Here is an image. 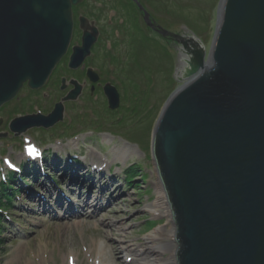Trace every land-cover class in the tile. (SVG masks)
Listing matches in <instances>:
<instances>
[{"label":"water","instance_id":"95a60500","mask_svg":"<svg viewBox=\"0 0 264 264\" xmlns=\"http://www.w3.org/2000/svg\"><path fill=\"white\" fill-rule=\"evenodd\" d=\"M80 2L0 0V108L26 83L32 90L45 86L72 43L73 7ZM145 20L153 28L148 13ZM80 26L72 70L98 36L85 19ZM172 37L185 48L188 68L158 120L152 152L173 214L178 264H264V0H223L209 52ZM88 76L98 81L91 71ZM70 85L75 88L50 114L18 118L11 132L63 122L65 104L82 91L77 82ZM104 92L117 109L116 90L107 85Z\"/></svg>","mask_w":264,"mask_h":264},{"label":"rangeland","instance_id":"374dc122","mask_svg":"<svg viewBox=\"0 0 264 264\" xmlns=\"http://www.w3.org/2000/svg\"><path fill=\"white\" fill-rule=\"evenodd\" d=\"M87 1L91 4L92 20H103V38L108 39L106 33L109 35L110 29H107L106 24L109 19H114L112 7L120 6L125 0ZM222 1L142 2L160 27L185 40L200 41L209 52L216 34ZM99 4L105 7L98 9ZM136 16V28L138 31L142 28V34L135 30L134 24L127 28L128 36L117 37L118 32L113 31L110 45L105 39L99 48L93 50L102 59L87 62L86 68L79 69L86 72L88 67L94 68L104 82V85H100L101 81H98L99 85H96L93 94L92 88L89 89L92 84L88 79L86 81L87 76L85 78L79 70L70 72L63 64L52 74L45 90L33 94L26 85L17 99L0 109V118L3 119L0 125L1 137L17 118L38 111L48 115L51 107L61 102L65 96L63 93L70 89L66 82L67 89L61 91L60 83L64 80L83 83L81 85L85 90L77 106V103L65 104V118L58 126L49 131H28L18 137L21 142L29 134L41 142L44 153L37 162L25 160V142L18 148L12 142L13 137L8 135L7 141L0 138V196L6 198L8 195L17 200L15 207L8 202L4 203L11 210L2 214L5 225L0 232V264H99L103 260L106 264H129L127 260L135 256L128 257L127 252L116 255L113 248L121 243L142 249L145 237L166 223V217L148 212V207L157 200L160 184L152 157V137L167 102L185 84L181 80V73L187 53L172 35L162 36L164 39L152 37L142 18ZM119 41L124 45L118 46ZM107 85L116 90L120 97L118 111L109 112L103 94ZM61 124L64 127H60ZM68 135L73 136L65 138ZM57 141L62 146H58ZM11 149V156L2 157L8 153L7 150L10 153ZM66 163L68 167L71 164L77 169L73 170L77 172L76 181L79 183H90L96 178L97 189L91 193L93 200L101 195L98 191L100 179L104 180L102 186L110 183V179L113 180L103 196V215L98 218L97 215L76 217L58 210L42 209L35 201L31 202L32 199L22 202L27 194L24 191L19 194L15 189L22 187L23 182L30 184L31 179L34 180V189H39L35 182L41 178L42 165L51 170L48 172H54L53 176L50 173V179H46L50 189L67 193L65 185L71 179L64 174L61 182L55 173L60 170L62 174ZM99 163H104L103 170L97 168ZM98 170L100 174L94 172ZM84 195H88V192ZM72 202L78 204L79 196L72 197ZM110 222L115 226L111 229H116L113 234L110 232L111 236L106 237L105 233L110 231ZM82 226L86 229L76 230V227ZM105 249L112 257L105 258L101 254L103 259H99L98 252Z\"/></svg>","mask_w":264,"mask_h":264},{"label":"bare ground","instance_id":"6f19581e","mask_svg":"<svg viewBox=\"0 0 264 264\" xmlns=\"http://www.w3.org/2000/svg\"><path fill=\"white\" fill-rule=\"evenodd\" d=\"M195 41V40H194ZM199 44V43H198ZM188 61L189 57L186 55L185 61H184V70L181 73V76L184 75V71L187 70L188 68ZM59 151V150H58ZM104 163H99L97 168L99 170H103ZM68 167L66 163V168L62 170V174H60V170L56 171L55 173L58 174L60 181L62 182V179L64 178V174L66 175L67 178H70L71 181L65 185L66 190L68 191L67 193L62 191V190H57L53 191L54 189H50V187L47 185L48 182L46 181V178H48L47 172H45L46 166L42 165V173H41V178L39 181L36 182V185L39 186L36 189L33 188L31 189H26L25 186L22 185V189L24 190V193L27 194L26 200L27 199H32V201H35V203L42 207V209H47V211L53 209V210H58L67 212L65 214H69L70 216L75 215L76 217L78 216H85V215H97V218L100 217L105 213H102L101 210L104 209L105 203H104V193L105 191L111 187L112 184V179H110V183L108 182L105 186L103 184L102 179H100V185H98L99 193H101L99 198L92 199L91 198V193H93L94 189H97V183H96V178L92 179V183H79V181H76V173L75 170H77L75 167H72V165H69ZM63 168L60 167V169ZM75 169V170H73ZM94 171L95 173H101V171ZM59 172V173H58ZM54 173V172H51ZM54 174H52L53 176ZM61 175V176H60ZM98 175V174H97ZM54 186V185H53ZM58 187V186H56ZM50 190H52L50 192ZM86 192H88V195H84ZM31 197H29V196ZM79 196V203L74 204L72 202V197ZM45 198H48L47 200ZM25 200V201H26ZM54 202V204H51ZM74 206H77L74 208ZM69 207V209L67 208ZM69 210H73V212L69 213ZM148 212L151 213L152 215H160L163 217H166V223L161 226L160 228L154 230L150 235L146 236L144 241H145V246L142 249L135 248L131 245H121V243L117 244V247L113 248V251L116 253V255H119L122 252H127L128 257L129 256H135L134 259H128L129 264H178V261L176 259L175 251L177 248V243L175 241V225L173 222V214L170 209V204L168 202L167 194L164 189V186L161 182L160 179V184H159V191H158V197L157 200L148 207ZM99 213H101L99 215ZM78 221V219H77ZM108 227H110V231L105 233L106 237L111 236L115 232V229H111V227H115L112 225L110 222L108 224ZM88 229L91 230H96L97 228L95 227H87ZM86 228L84 226L82 227H76V230H85ZM118 231V230H117ZM116 231V232H117ZM117 243V242H116ZM114 243V244H116ZM101 252V253H100ZM98 254L100 255L99 259H103V256L105 258H110L112 255L110 252L105 249V251H99ZM103 256H102V255ZM130 254V255H129ZM110 261V259H108ZM99 264H106L105 261L103 260Z\"/></svg>","mask_w":264,"mask_h":264},{"label":"flooded vegetation","instance_id":"af4514ba","mask_svg":"<svg viewBox=\"0 0 264 264\" xmlns=\"http://www.w3.org/2000/svg\"><path fill=\"white\" fill-rule=\"evenodd\" d=\"M143 0H137V2H135L134 0H127L126 3H120L119 5H115L113 6V10L115 13L114 19H110L108 21V23L106 24L107 29H110V33L109 35L106 33L108 39L105 37L103 38V20L102 21H98V20H92L93 18L91 15L92 10L90 9V5L88 3L87 0H85L81 5H79L78 7L74 8V34H73V39H72V43L70 45V48L68 50V53L62 58L61 62L59 65H66L68 67L69 62H70V57L72 54V49L73 47L77 46V45H81L82 44V37H83V30L81 29L80 26V18H87L89 23L88 25L90 26V28H97L98 32H99V36H98V40L96 45L94 46L93 50L96 48H98L99 45H101V42L104 41L105 39H107V41H109L111 35L113 34V31H116L117 28L120 29H125L123 30L124 34L128 36L127 32V28H130L133 24L135 25V21L138 15V18L141 19L144 23V25L147 28V25L144 21V12L140 11L139 9V4H141L145 9V5L143 4L144 2H142ZM101 9H103L105 6L103 4H99ZM119 6V7H118ZM98 9H96V11H98ZM94 12V10H93ZM138 13V14H136ZM118 14V16H117ZM90 15V16H89ZM123 17V19H122ZM151 19H152V24H153V28H147L148 32L151 34V36L155 37V38H162V33H161V27L158 25L157 21L153 18L152 14H151ZM94 26V27H92ZM135 30L142 34V28L141 31H138L135 25ZM134 37L137 38L134 34ZM124 45V43H120L118 46H122ZM58 65V67H59ZM72 89V88H71ZM70 89V90H71ZM69 90V91H70Z\"/></svg>","mask_w":264,"mask_h":264},{"label":"trees","instance_id":"16d2710c","mask_svg":"<svg viewBox=\"0 0 264 264\" xmlns=\"http://www.w3.org/2000/svg\"><path fill=\"white\" fill-rule=\"evenodd\" d=\"M129 182H131V181H129ZM11 199H12L11 196L6 195V200L7 201H11ZM0 206H3V207L6 206V205H4L3 198H1V197H0ZM4 225H5V220H4L3 216L0 214V232L3 231Z\"/></svg>","mask_w":264,"mask_h":264}]
</instances>
